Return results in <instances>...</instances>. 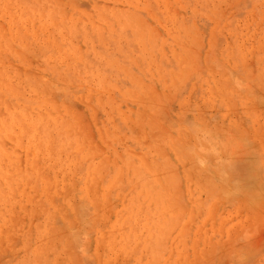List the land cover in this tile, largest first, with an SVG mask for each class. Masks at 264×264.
<instances>
[{
	"label": "rangeland",
	"instance_id": "rangeland-1",
	"mask_svg": "<svg viewBox=\"0 0 264 264\" xmlns=\"http://www.w3.org/2000/svg\"><path fill=\"white\" fill-rule=\"evenodd\" d=\"M0 264H264V0H0Z\"/></svg>",
	"mask_w": 264,
	"mask_h": 264
}]
</instances>
